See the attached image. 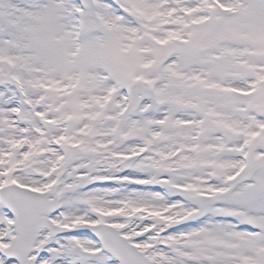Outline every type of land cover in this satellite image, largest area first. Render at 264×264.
<instances>
[{
    "label": "snow or ice",
    "instance_id": "obj_1",
    "mask_svg": "<svg viewBox=\"0 0 264 264\" xmlns=\"http://www.w3.org/2000/svg\"><path fill=\"white\" fill-rule=\"evenodd\" d=\"M0 264H264V0H0Z\"/></svg>",
    "mask_w": 264,
    "mask_h": 264
}]
</instances>
